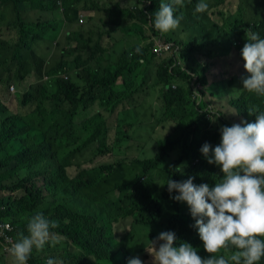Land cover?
<instances>
[{
    "label": "trees",
    "instance_id": "16d2710c",
    "mask_svg": "<svg viewBox=\"0 0 264 264\" xmlns=\"http://www.w3.org/2000/svg\"><path fill=\"white\" fill-rule=\"evenodd\" d=\"M81 1L0 0V93H10L12 84L28 74L23 50L37 55L35 43H43L45 35L55 28V23L46 22L43 16L33 20L32 12L90 10L96 18L118 9L88 8ZM131 1L135 5L124 19L137 20L143 26L138 28L148 31V36L141 33V53H150L152 58L162 56V96L158 101L162 123L173 125L171 135L156 144L159 152L154 158L140 156L87 168L86 164L112 153L105 144H119L123 137L129 138L119 110L130 100L132 94L126 91L133 87L131 82L136 77L126 78L121 71L105 73L81 87L60 77L64 71L47 70L45 62L37 63V77L41 81L47 76L48 80L23 93L19 104L25 112H12L0 99V222L13 226L8 234L14 240L20 232L27 235V218L36 212L58 223L51 231L60 243L45 245L40 251L34 248L27 264H42L43 256L57 264H127L139 253L152 261L146 248L163 231L175 232L177 246L187 242L201 256L209 255L198 230L192 227L195 221L187 204L175 201L172 197L178 193H169L165 183L170 178L182 181L194 176V183L214 186L222 176L221 169L209 164L200 149L206 142L218 145L222 122L225 120L224 126L233 123L212 107L208 97L223 100L235 85L239 96L228 97V107L235 110L230 113L241 122L254 121L247 111L250 103L242 89V76L232 72L230 58L236 51L243 60L240 53L247 42V30L264 38V19L253 22L242 14H224L226 0L212 2L214 13L221 15L212 19L209 14H194L199 0H183V6H176L175 11L176 16L183 17L180 25L161 33L152 23L161 0ZM168 44L172 49L165 51L163 47ZM159 48L160 53L156 52ZM131 54L139 55L135 49ZM225 57V65L218 63ZM218 65L223 66V72L218 73ZM120 78L124 85L121 91L116 86ZM253 98V103L264 110V98ZM95 107L99 111L92 116L90 111ZM141 107L134 109L140 111ZM177 150L181 154L164 168L166 159ZM110 182H114L110 190L101 188ZM129 219L131 228L121 233V224ZM4 244L2 237V251L10 254ZM259 264H264V259Z\"/></svg>",
    "mask_w": 264,
    "mask_h": 264
},
{
    "label": "clouds",
    "instance_id": "9594fccd",
    "mask_svg": "<svg viewBox=\"0 0 264 264\" xmlns=\"http://www.w3.org/2000/svg\"><path fill=\"white\" fill-rule=\"evenodd\" d=\"M176 6H183V0H161L152 14L155 30L167 33L180 25L183 17L175 15ZM207 10L206 0H199L194 14ZM245 38L240 54L248 75L241 77L242 89L264 98V38L250 29ZM135 52L140 54L142 46ZM247 111L255 117L253 122L222 126L220 143L213 147L206 142L200 149L209 164L221 169L214 186L196 184L194 176L182 181L170 178L165 183L169 193H178L172 197L175 201L187 204L195 221L192 227L209 255L201 256L187 242L177 246L175 232L163 231L151 240V250L146 248L152 264H259L264 259V110L249 104ZM57 226L43 212L28 217L27 235L18 233L8 249L14 264H27L34 248L40 251L45 245L60 243L51 231ZM228 250L231 254H224ZM46 264L57 261L49 258ZM127 264L144 262L137 256Z\"/></svg>",
    "mask_w": 264,
    "mask_h": 264
},
{
    "label": "crops",
    "instance_id": "0c3cea01",
    "mask_svg": "<svg viewBox=\"0 0 264 264\" xmlns=\"http://www.w3.org/2000/svg\"><path fill=\"white\" fill-rule=\"evenodd\" d=\"M79 1V0H77ZM215 0H206L208 4V10L205 14H209L212 19H216L221 15L215 12V7L212 2ZM246 0H228L227 6L228 11L225 10L224 14L236 15L242 14L246 20L257 21L259 17L254 16V8L247 6L244 9V2ZM81 3L86 5L88 8L92 5H98L101 8L110 9L111 7L118 8V11H115L118 16L119 27H109L102 28L103 16L99 14L95 18V12L90 10H69L67 12H62L59 8L58 11L54 12H32L33 15L30 17L33 20L41 18L43 16L44 20L47 22L55 23V28H51L50 32L45 35V41L39 45L35 43L36 52L35 55V65L37 63L44 62V52L47 50L52 51V57L57 56V61L59 63L66 64V70L60 73V77H64L66 80L73 81L79 86H87L88 81L96 77H100L107 73L108 75L121 71L127 78L128 76L131 79H134L132 88L126 91L127 94L135 95L133 100H139L140 106H146L147 112L149 109H152L156 104V101L160 100L162 96V71H161V58L160 55H155L154 58L148 54L140 53L136 57H133V61H127L126 57L131 48L133 42L132 36H140L144 32L148 36V31L146 28H137L130 20L124 19L126 12L134 7L135 1L131 0H82ZM82 5V6H83ZM222 8H225L222 6ZM119 11H121L119 13ZM80 19H83L82 25H80ZM110 26V25H109ZM140 40L135 41V44H140ZM140 46V45H136ZM89 47V49H87ZM135 47V48H136ZM24 51V50H23ZM27 51V50H26ZM86 57V60L83 58ZM231 62L237 70L239 76L246 75V70L244 69V60H242L236 51H233L231 56ZM228 60V57L219 59L218 63L225 65ZM47 61L50 62V59ZM70 68L71 71L68 70ZM133 69L132 73H128L127 70ZM66 71V73H65ZM134 71H138L139 74H135ZM88 72L90 75L88 76ZM140 74H142V82H140ZM238 77V76H237ZM45 80H48L47 76H44ZM31 81L29 80L25 85L31 86ZM35 83V80H34ZM19 87V83L12 84ZM20 85V86H19ZM24 86V85H23ZM117 89L119 91L123 90V81L118 79L116 83ZM28 87V88H29ZM175 87V86H174ZM240 88V86L238 85ZM27 88V89H28ZM26 89V90H27ZM241 89V88H240ZM25 90V91H26ZM138 90H141L142 94H138ZM11 91V90H10ZM12 92V91H11ZM5 93V98L0 94L1 101L7 106L12 112L15 111L12 107H16L17 112L25 111L19 104L20 100L14 98L16 93ZM160 92V93H159ZM154 95L152 102H146L147 96ZM129 101H126L121 105L119 112L127 108ZM99 111L98 107H95L91 111L93 116ZM151 115V113L149 114ZM141 117L138 118V120ZM124 119V117H123ZM158 119H161L160 117ZM137 120V121H138ZM124 121V120H123ZM131 125L123 126V130H130L132 124H135L136 121H131ZM150 126V125H148ZM1 248V245H0ZM2 249V248H1Z\"/></svg>",
    "mask_w": 264,
    "mask_h": 264
},
{
    "label": "rangeland",
    "instance_id": "374dc122",
    "mask_svg": "<svg viewBox=\"0 0 264 264\" xmlns=\"http://www.w3.org/2000/svg\"><path fill=\"white\" fill-rule=\"evenodd\" d=\"M227 2L228 0H226V5H225V10L228 9V7L231 6H227ZM247 6H251L254 8V16L259 17L260 19L263 18L264 19V0H246L244 2V9H246ZM114 7H111V9ZM229 10V9H228ZM227 10V11H228ZM115 11H118V9H115L112 12H108L106 14H103V20H102V28H109V27H119L118 23H116V20H118V16L117 13ZM121 11H119L120 13ZM132 24H134L135 27L138 28L139 27H143L142 24L140 22H138L137 20H130ZM81 24V23H80ZM110 24V26H109ZM132 44H131V48L129 50V54L127 55L126 59L127 61H133V56L132 54L130 55V53L135 49L136 45L139 44H135V41L140 40L142 43L143 41V37L141 36H132ZM89 49V47L87 48ZM25 52V56L24 57L27 63V70H28V74L25 76L24 80H19L20 85V89L18 86H16V90L13 91V93L17 94L14 96L15 99L17 100H21L22 99V95L25 92V90L29 87V85H25L29 80L31 81V86H33V88L38 87V84L40 82H46L47 80H45L44 78L40 81L39 78L37 77L36 71H37V67L35 65V56L31 53L28 52L26 50H24ZM44 58V62H45V67L44 69H55L58 71H64L66 70V64L63 63H59L56 59L57 56L54 55L52 57V51L51 50H47L44 52V55L42 56ZM48 59H50V62L47 61ZM84 60H86V57L83 58ZM218 73L223 72V66L218 65ZM69 71L70 68H68ZM210 70L213 72V77L216 76L215 71L213 70V68H210ZM232 72L235 73V75L239 76V73L237 74V70L236 68L233 66L232 68ZM135 74H139L138 71H134ZM230 73V71H229ZM142 74H140L141 76ZM230 76V75H229ZM245 76V75H244ZM35 80V83H34ZM142 82V76L140 77V82L139 85ZM24 85V86H23ZM138 94H142L141 90H138ZM237 88L235 87V85H233L232 87L229 88L227 94H226V98L223 100H212L210 97H208V100L210 102H212V107H214V109L216 111H221L223 113L224 116H226L231 123H240V118L236 117L235 114L230 113V110L235 112L234 109L228 107L227 105V99L229 96H239V92H237ZM5 93L6 92H1L0 94L3 95V97L5 98ZM248 95V100L250 104H255L253 103L254 98L256 95L253 93H249L247 92ZM136 95V94H135ZM131 96L132 101H130L127 105V108L123 111H121V116L124 117V121H123V126L126 125H131V121H136L135 124H132V126L130 127L129 130V138H124L123 140L119 143V144H113L114 141L109 142V144H105L106 146V150L108 148H112V153L106 155V157L100 156L98 157L95 162L91 165V164H86L87 168H91L94 166H98L101 164H107V163H116L117 160H133L135 158H138L140 156H144L143 159H151L154 158L159 150L157 147V143L159 141L163 142L165 141L166 137L171 135L172 132V128L173 125L169 122L167 123H162L161 119H158L160 117L161 111H160V103L159 101H156V104L153 106L152 109H149V111L147 112V108L146 106H142L140 111L134 109L135 106L140 105V101L139 100H133L134 96ZM154 97V95H149L147 96V100H144L146 102H152L154 99H152ZM15 111H16V107H12ZM92 111V110H91ZM90 111V112H91ZM25 112V111H23ZM151 113V115H149ZM235 116V117H234ZM141 117L139 120L138 118ZM138 120V121H137ZM225 121V120H224ZM224 121L222 122V126H224ZM150 125V126H148ZM220 127V128H221ZM153 137H156L153 139ZM131 140V141H130ZM105 152V151H104ZM181 154V152L179 150L175 151L174 153H172V155L166 159V161L163 164V167L168 168L171 163L176 160L177 155ZM118 155V156H117ZM86 157H89V154L86 155ZM73 171H76V169H73ZM114 184V182H110V183H103L102 185V189L103 190H110V186H112ZM131 219L124 221L121 224V228H120V232H124V231H128L131 226ZM140 230V229H138ZM143 230V229H142ZM157 233V231H155ZM149 250H151V246L147 247ZM35 251V250H34ZM147 252V251H146ZM145 252V253H146ZM139 256V258L144 262H151V260H147L145 259V255L144 254H136L135 257ZM0 264H14L13 262V257L10 254H5L2 249L0 248Z\"/></svg>",
    "mask_w": 264,
    "mask_h": 264
},
{
    "label": "built area",
    "instance_id": "2783aa9c",
    "mask_svg": "<svg viewBox=\"0 0 264 264\" xmlns=\"http://www.w3.org/2000/svg\"><path fill=\"white\" fill-rule=\"evenodd\" d=\"M59 5L61 6L62 5V2L59 1ZM80 23L82 24L83 23V19H80ZM172 44H168V45H165L163 48L165 51H170L172 49ZM156 52H161V49L159 48L158 50H156ZM10 90L13 92L15 91V86L12 85L10 87ZM13 230V226L9 223V222H0V238H4L5 239V244H4V250L9 252L8 249L11 247V243L12 242H15L14 238L12 236H10L8 234V232L12 231ZM49 258L48 257H42L41 260H42V264H46V261L48 260Z\"/></svg>",
    "mask_w": 264,
    "mask_h": 264
}]
</instances>
